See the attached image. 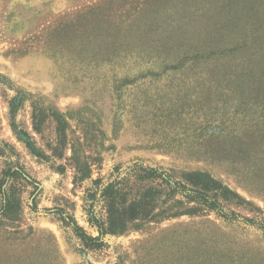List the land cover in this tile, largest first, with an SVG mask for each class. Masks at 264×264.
<instances>
[{"label":"rangeland","instance_id":"rangeland-1","mask_svg":"<svg viewBox=\"0 0 264 264\" xmlns=\"http://www.w3.org/2000/svg\"><path fill=\"white\" fill-rule=\"evenodd\" d=\"M75 160L91 171L77 183ZM17 163L37 191L12 180L0 264H264V0H0V173ZM144 168L236 216L131 211L86 248L61 216L99 234L93 180L119 205L153 194V214L196 206Z\"/></svg>","mask_w":264,"mask_h":264},{"label":"trees","instance_id":"trees-1","mask_svg":"<svg viewBox=\"0 0 264 264\" xmlns=\"http://www.w3.org/2000/svg\"><path fill=\"white\" fill-rule=\"evenodd\" d=\"M55 121L57 122L56 131L59 136L62 138L60 141L61 146H65V130L64 126L66 123L62 122L59 116L53 115ZM36 113L33 114V124L35 130L39 131L38 122ZM75 168L76 174L74 176V182H80L86 178L90 177V168L89 164L86 163L83 165L79 164L77 160H75ZM145 175L151 178H160L168 187L171 194L180 193L183 197L186 198L188 202H193L196 206H192L187 208L186 210H174L173 208L168 207L166 210L159 211L156 214H153L154 206L153 204V194L149 193L144 196L141 195L140 199L132 202L128 206L119 205L120 202L117 201V196L119 189L114 182H109L106 185H100V180H93L92 183L96 185L95 188L87 189V196L90 199L89 206L92 207L95 200H99L97 198V194L103 199L104 209H105V219H100L96 216V213L92 211V208L89 212V223L97 227L99 234L97 236H91L86 233V231L79 226L75 219L71 216H61L62 221L65 225H73V230L76 235L80 238L81 242L86 248L98 249L101 248L104 243L102 241V236L105 234H119L124 232L130 223V218L128 214L131 211H134V214H139L142 219H151L159 216H180L182 214H195L199 210L207 209L208 211H213L219 216L224 218H231L236 216V214H231L230 217L223 210V205L219 202V200L215 196H210L206 191L197 188H186L177 182H170L167 177L163 175V172H160L155 169H143ZM0 221L2 219L10 220L12 222L18 221L19 214L21 211V199L17 190L19 188L16 187L12 183L13 181L24 182L28 185H34L35 192L37 191L36 181L31 178L24 167L20 164H7L5 168L1 170L0 173ZM11 180V182H10ZM7 185V186H6ZM235 195V194H234ZM236 197H238L236 195ZM148 198V199H147ZM182 204V202H180ZM200 206V207H197ZM32 207L35 208V204H32ZM250 221V220H248ZM253 222V221H252ZM264 223L259 222L260 227L264 230ZM190 264H219L211 263L208 260L203 261L201 263L191 262Z\"/></svg>","mask_w":264,"mask_h":264}]
</instances>
